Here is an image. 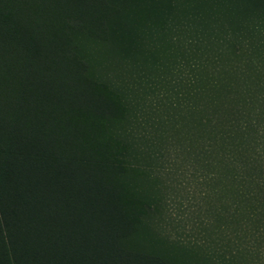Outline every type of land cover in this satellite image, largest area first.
<instances>
[{"label":"trees","instance_id":"16d2710c","mask_svg":"<svg viewBox=\"0 0 264 264\" xmlns=\"http://www.w3.org/2000/svg\"><path fill=\"white\" fill-rule=\"evenodd\" d=\"M107 2L0 0V264H172L147 226L191 186L199 260L264 264V0H199L187 30L177 0Z\"/></svg>","mask_w":264,"mask_h":264},{"label":"rangeland","instance_id":"374dc122","mask_svg":"<svg viewBox=\"0 0 264 264\" xmlns=\"http://www.w3.org/2000/svg\"><path fill=\"white\" fill-rule=\"evenodd\" d=\"M91 1L94 2L97 8H100L102 4H104V6L106 7V4H108L107 0ZM177 4V11H174V14L177 16L176 19H181L180 22H183L184 26H182L181 24V27H186L187 30V27L191 21L188 15L191 14L194 10L199 13V0H177ZM104 21L107 28L109 24L108 20L104 19ZM195 24H199V21ZM196 26L199 25H195L194 28H196ZM141 38L146 43L148 48L152 50L153 54L155 52V60L158 59L159 61V63H156V65L158 64L159 66L164 64L165 62L161 60L162 53L160 54L161 50L158 46H161L166 43V41L168 40L167 36L165 34H161L158 37H148L147 34H142ZM72 43L74 46V53L81 60V64L84 67V74L86 76H90L91 74L96 76L99 74L101 77V82H105L104 74L102 71L106 69L105 65L108 63L107 57L109 53L106 52L108 51V49H106L104 45L96 46L98 44L97 42L88 39L87 36H84L82 34L78 35V37H76ZM119 58L120 57H118L115 61L118 60L119 62H117L116 64L121 65L124 61H120L121 59ZM130 62L133 63L132 66H123L120 70H133L134 66L142 63V60L139 57H135L133 60H130ZM195 62L198 65L199 58L195 59ZM148 65L153 67V63L150 61ZM173 70V76H175L174 80L180 86H186L187 84L189 85L194 82V80H191V77L190 80H188V77L185 76L187 75V73L184 72L181 68ZM155 182L157 183L158 181ZM149 186L150 183L148 184L147 182H144V195L148 196V198L150 192L148 190ZM156 187V191L159 192L158 183ZM190 192H192V194ZM195 192L196 191L193 186H191L190 188L187 187L185 190L180 189V196H178L179 199L176 200V202L171 208V218L174 220V226L172 225L171 227H167L165 229L161 226H158L153 218H150V225L147 226L148 232L146 231V233L148 234L146 235V239L150 240L153 236L156 249L161 251L163 254H167L172 260V264L217 263L201 262V260H199V246L197 248H194L193 245L194 242L199 241V191L194 195ZM182 229H184V231H181ZM191 251L194 253H192Z\"/></svg>","mask_w":264,"mask_h":264}]
</instances>
